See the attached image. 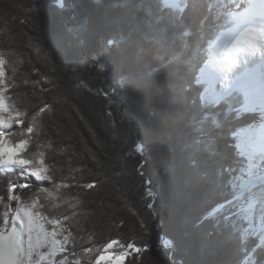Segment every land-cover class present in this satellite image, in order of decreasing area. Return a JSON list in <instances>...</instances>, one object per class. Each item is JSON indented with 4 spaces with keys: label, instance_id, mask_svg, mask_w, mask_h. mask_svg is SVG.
<instances>
[{
    "label": "trees",
    "instance_id": "1",
    "mask_svg": "<svg viewBox=\"0 0 264 264\" xmlns=\"http://www.w3.org/2000/svg\"><path fill=\"white\" fill-rule=\"evenodd\" d=\"M190 2L194 19L190 10L181 12ZM252 6L251 0H179L176 7L164 0H0L5 95L14 114H24V127L36 116L25 155L43 152L53 177L15 194L26 198L48 187L52 199L42 196L40 211L62 221L78 253L119 240L146 249L127 264H264L263 231L245 215L236 185L249 158L234 135L254 129L264 114L238 112L242 97L234 95L209 107L208 119L192 118L203 103L206 85L196 82L211 59L209 47ZM181 16L193 30L198 25L203 45L190 61L185 24L169 25ZM176 63L192 65L183 93L167 72ZM222 151L223 168L216 160ZM141 169L153 180V197ZM13 181L18 170L0 169V196L7 197ZM72 250L66 245V254Z\"/></svg>",
    "mask_w": 264,
    "mask_h": 264
},
{
    "label": "snow or ice",
    "instance_id": "2",
    "mask_svg": "<svg viewBox=\"0 0 264 264\" xmlns=\"http://www.w3.org/2000/svg\"><path fill=\"white\" fill-rule=\"evenodd\" d=\"M164 2L168 7H176L179 4V0H164ZM251 2L264 3V0H251ZM189 10V19H194L196 13L192 2L181 9V12L187 13ZM246 11L247 8L244 12L238 13L239 17H243ZM180 23H184L187 29L182 34L187 38L189 46L185 59L190 61L192 51L197 45L203 46L200 43L198 25L196 30H193V24L187 23L184 16L178 20H169L170 26ZM241 24L243 30L233 42L224 46V52L217 56L215 45L210 49L212 59L205 64V69L211 68V72L206 75L205 69H201V80L207 82L208 86L199 94L203 103L193 110V120L208 119L209 107L215 108L226 97L231 98L234 95L242 97V106L238 112L255 111V105L258 103L264 114V19L255 24L244 23L242 20ZM257 57L259 60L256 59ZM4 65L3 54H0V169H5L9 173L18 170V182L13 181L8 185L6 198L0 196V264H81L82 257L87 258L89 264H92V254H95L94 264H127L128 258L133 253L139 254L146 249H141L134 243L124 244L119 240H113L104 245L103 249L88 247L83 253H78L75 251L77 238L63 226L62 221L46 216L40 211L41 208L46 207L41 202V197L52 199V191L48 187H36L32 195L26 198L15 194L17 189L32 188L31 181H51L53 177L49 175V169L45 166L43 152H34L31 156L25 155L30 144V139L25 137H30L34 132L36 116L32 117V123L24 127L20 119L24 114L20 112L14 114L13 105L8 102L10 98L5 95L8 88L4 85ZM191 66V63H176L167 69L181 93L184 92L183 83L189 75ZM97 67L101 72L106 71L103 64ZM214 80L221 81L223 86L217 89L211 83ZM40 111L43 112L44 109L41 108ZM213 123H218V120H213ZM14 125L20 130L5 131L13 129ZM234 135L245 137L237 147L248 155L251 166L256 155V143L250 131L241 129ZM16 137L19 139L14 140L13 138ZM261 141V152H264V133L261 134ZM226 159L227 153L224 151L216 157L221 168ZM192 163L195 166L197 161L193 160ZM260 163L264 165V160ZM140 176L141 182L147 186L146 195L153 197L155 193L152 178L142 169ZM66 186L56 185L57 188ZM84 187L92 189L95 184L87 183ZM53 207L59 206L53 205ZM148 207L153 208L154 205L150 203ZM65 219L71 217L66 216ZM205 219L207 216L202 217L198 225ZM69 243L73 245V250L70 254H66L65 248ZM117 247L119 250H115ZM58 256L59 260L56 259Z\"/></svg>",
    "mask_w": 264,
    "mask_h": 264
},
{
    "label": "rangeland",
    "instance_id": "3",
    "mask_svg": "<svg viewBox=\"0 0 264 264\" xmlns=\"http://www.w3.org/2000/svg\"><path fill=\"white\" fill-rule=\"evenodd\" d=\"M254 6H256V2H253V7ZM253 7H252V9H253ZM241 19H242L241 17H238L235 20V22H236L235 26L237 25L238 21H241ZM226 34L227 33L224 32L223 35H222V37H224ZM213 43L209 47L210 49L212 48ZM215 53L218 56V51L216 49H215ZM211 59H212V54H211ZM203 69H205V66H204ZM208 70H209V68L205 69L206 75H207V73H209ZM199 77H200L201 83H205V85H206L205 87H207L208 86V83L205 82L204 80H201V71H200ZM211 83H213L214 86L217 89L221 88V86H218V83L217 82L211 81ZM256 110H260L261 111L260 108H257ZM245 130H249L250 131V133L252 135V138L254 140H260L261 141V134L264 133V121L261 124H259L258 126H256L252 130H250V129H245ZM237 138H238V144H240L241 141L243 139H245V137H243V136L242 137H237ZM239 149L241 150V148H239ZM254 160H255V156H254V159L252 161L251 166L249 164V166L244 169V171L246 172V175L243 174V175L238 176L236 178V185L238 186V189H240L239 197L240 198H243L244 204L246 205L245 208H244L245 209L244 210L245 215L248 216L250 218V220L253 221L254 227L256 229H258L259 231H263V234H264V213L261 214L258 205L257 204H254V201L257 200V197H259V195H260V198H261V194L262 193H260L258 189L262 185H264V176L262 178H259L258 179L256 186H253L254 183L256 182L255 181L256 180V176H258V173L255 171L256 163L254 162ZM3 170H5V169H3ZM263 241H264V237H263ZM162 242L163 243H166V244H164V246H165V248L169 249L168 245H170V241L167 240V239H165V238H163Z\"/></svg>",
    "mask_w": 264,
    "mask_h": 264
},
{
    "label": "bare ground",
    "instance_id": "4",
    "mask_svg": "<svg viewBox=\"0 0 264 264\" xmlns=\"http://www.w3.org/2000/svg\"><path fill=\"white\" fill-rule=\"evenodd\" d=\"M253 4V2H252ZM253 7V6H252ZM241 21L243 20L244 23H258L260 20L264 19V3H259L256 2V6L253 7V9L249 10L243 17H241ZM241 21H238L237 25L233 26L227 34L220 38L219 40L215 41L213 45H215V49L218 51V56L225 51V45L229 44L230 42H233L237 36H239L240 32L243 30ZM259 60V57L256 58ZM208 72H211V68H209ZM213 82H217L218 86H223V83L219 80H214ZM256 109L260 108L258 103L255 105ZM255 111H260V110H255ZM255 111H246L248 112H255ZM254 140V139H253ZM256 143V155H255V160L254 162L256 163V168L255 171L258 173V176H256V182L254 183L253 186L257 185V181L259 178H262L264 176V165H261V161L264 160V152H261V146H262V141L260 140H254ZM259 192L261 194L259 197H257V200L254 201V204H257L260 213H264V185H262L259 189ZM259 193V194H260Z\"/></svg>",
    "mask_w": 264,
    "mask_h": 264
}]
</instances>
